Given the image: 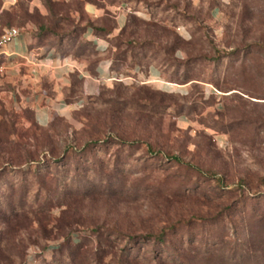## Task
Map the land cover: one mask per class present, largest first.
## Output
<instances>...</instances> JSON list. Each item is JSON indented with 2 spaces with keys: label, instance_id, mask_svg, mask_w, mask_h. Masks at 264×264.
Instances as JSON below:
<instances>
[{
  "label": "rangeland",
  "instance_id": "374dc122",
  "mask_svg": "<svg viewBox=\"0 0 264 264\" xmlns=\"http://www.w3.org/2000/svg\"><path fill=\"white\" fill-rule=\"evenodd\" d=\"M53 1L60 20L46 0H35L43 10L21 0L8 26L31 30L36 45L87 68L119 51L127 50V60L115 69L119 79H97L91 96L81 97L74 79L69 96L77 108L38 131L39 156L51 168L43 171L48 191L39 190L34 173L0 176L3 208L11 183L17 205L27 189V209L46 208L18 234L0 222L17 245L10 252L23 249L15 264H71L68 249L52 248L68 240L84 244L86 264H172L174 257L190 264L216 246L215 236L248 238L240 223L245 208L256 214L262 238L251 264H264V0H97L105 27L113 17L129 21L98 55L80 33L89 14L73 10L82 0ZM114 36L125 43L116 47ZM0 102L21 117L20 130L31 126L34 116L24 112L31 108L1 88ZM119 136L135 143L121 144ZM95 139L102 142L87 146ZM220 177L233 190L223 189ZM163 231L164 242L144 239ZM100 248L109 251L103 258Z\"/></svg>",
  "mask_w": 264,
  "mask_h": 264
},
{
  "label": "trees",
  "instance_id": "16d2710c",
  "mask_svg": "<svg viewBox=\"0 0 264 264\" xmlns=\"http://www.w3.org/2000/svg\"><path fill=\"white\" fill-rule=\"evenodd\" d=\"M46 7L49 12V14L56 20H60L59 18V13L61 10V7L57 5L53 0H46ZM91 3V4H98L97 0H82L78 1L77 6L73 9L76 12H79L83 14V17H85L84 14L88 13L86 4ZM19 3H17L18 5ZM16 5V6H17ZM14 10V8L12 9ZM11 11H7L5 13V19L6 21L4 22V17L1 18V26H8L12 23V15ZM89 14V13H88ZM103 18V17H101ZM101 18H98L96 20H93L90 15L89 19L82 25L80 28V33L83 38H87V34L89 32H92L97 36V38H102L107 41H109L110 36L112 35L113 31L117 28V21L115 17H113V26L112 27H105L102 25L100 22L102 21ZM84 21V18H82ZM129 27V21L128 18L126 20L125 25L122 27L121 35H124ZM42 30L45 29V26L42 25L40 27ZM115 40H119V42L115 44L116 47L122 46L124 44V41H120V38L113 37ZM129 45L132 46L134 41H127ZM85 46H92L94 48L93 53L98 55L105 53L108 51L109 46H102L98 43V40H89L88 38L86 39ZM40 46V45H39ZM66 55V54H65ZM81 55H85V52L82 50L80 53H77L76 56L79 57ZM108 59H111V75H115L116 67L127 60V50L124 51H119V53L116 54V56H109ZM107 58L103 57H98L97 59L91 61L89 67L87 68L89 72H91L93 75H96L97 73V68L99 64L103 60H108ZM76 80H81L77 77H75ZM114 81V80H113ZM76 85V82L74 80L73 87ZM82 85V84H81ZM25 113H32L33 118L31 120V126L29 128H24L19 129L17 127V123L20 121L19 115L15 114L14 112H11V110H8L5 105L0 102V176L7 173H21L23 175H30V173H34L37 182L39 183L38 186H40L39 190L47 189L48 191V179L47 175L43 174V171L50 168V163H47L45 158H40V152L39 148L41 149V140L40 136L38 135L39 130H46L44 126L40 125L36 118H35V113L32 109H26L24 111ZM29 119V118H27ZM53 125L51 124L50 127ZM111 135V134H110ZM109 139V138H108ZM31 140H33L35 143H31ZM119 142L121 144H132L133 141H130V139H126L122 136H119ZM102 141L95 139L89 141L87 143V146H91L93 144H98L101 143ZM104 143H107L108 140H104ZM135 143V142H134ZM133 143V144H134ZM33 147V148H32ZM54 151V150H53ZM52 151V152H53ZM42 152V151H41ZM46 152V151H45ZM47 154V153H46ZM174 158L177 161H181V159L177 156L174 155ZM45 168V169H43ZM48 171V170H47ZM226 179L224 177H220L217 182L222 186L223 189L226 190H233L229 189L230 185L226 184ZM229 188H225V187ZM243 187V186H242ZM28 188V187H26ZM9 191L8 193H11L9 197L13 196L15 194V189L12 185L10 184V187H8ZM28 193L27 189H24V192L21 194V199L19 200L18 205L16 204L17 201L14 199H10L7 203V207L3 208V203L0 202V222L4 223H10L11 222V231L18 234L22 230L26 229L29 227V225L32 223L33 220L35 221H40V212L43 211L45 208L44 205H37L38 207L35 208L33 205L29 209H27V203H26V195ZM3 196L7 197V193L4 192L2 194ZM39 196V195H37ZM233 205L229 204L227 206L228 210L232 209ZM35 208V209H34ZM248 209L245 208L243 211V218L241 219L240 223L246 225V229L248 231V238L245 240H236L234 243L232 240H225V237H219L217 238L215 236V242L214 245H216L214 248H211L210 250L208 249L205 251L206 255L200 256L201 253L199 252V255L195 256L193 255L190 264H216V260L220 258L221 264H229L232 261L236 262V264H251L254 259L258 257L257 251H260V245L258 241L262 242V238L260 236V233L256 230V222L257 219H255L256 214L249 213L247 211ZM221 211L218 215H222ZM223 216H225L223 214ZM32 217V218H31ZM218 219V218H217ZM216 219V220H217ZM237 222H235L236 224ZM228 227H224V229H227ZM233 228H235V225H233ZM0 231V264H15L16 258H23V249H20L19 246L17 248V252H10L11 250L9 248H16L15 242L12 241L11 244V239L10 236L6 237V233ZM166 232L163 231L161 233L157 234H149L146 236L144 239L146 240H155L159 242H164L166 241ZM16 238V237H15ZM11 244V246H9ZM108 246H111L110 244H107ZM6 247V249H5ZM55 250H60V249H68L69 250V255L71 259V264H86L87 257H88V251L84 249V244H77L75 243L72 245V240H68L65 245H60L56 247H52ZM99 252L97 253V256L100 258H103L105 254H108L109 251L106 249L100 248L98 250ZM217 251H220L221 255H218ZM101 252V253H100ZM217 252V253H216ZM216 253V254H215ZM229 253H233L232 255ZM202 257V261H201ZM20 259V260H21ZM169 260V259H166ZM181 262V263H179ZM183 258L179 257H174L172 260H169V263L172 264H182ZM202 262V263H201Z\"/></svg>",
  "mask_w": 264,
  "mask_h": 264
},
{
  "label": "crops",
  "instance_id": "0c3cea01",
  "mask_svg": "<svg viewBox=\"0 0 264 264\" xmlns=\"http://www.w3.org/2000/svg\"><path fill=\"white\" fill-rule=\"evenodd\" d=\"M19 1L21 0H0V20ZM28 1L33 8L36 6L35 0ZM94 7L91 3L86 7L90 17L93 20L103 17L104 13H98ZM38 8L43 10L40 6ZM115 19L116 30H120L127 17ZM87 38L108 46L107 40L98 39L92 32L87 34ZM35 40L36 36L31 30L21 28L20 36L6 45L4 50L9 55L3 61L6 71L0 73V88L2 93L10 95L23 108H31L37 122L47 126L55 114L68 116L77 108V101L69 96L75 77L81 80V97L91 96L99 89L97 79L111 75V61L103 60L96 75H92L85 65L72 57L59 55L53 48L36 45Z\"/></svg>",
  "mask_w": 264,
  "mask_h": 264
},
{
  "label": "built area",
  "instance_id": "2783aa9c",
  "mask_svg": "<svg viewBox=\"0 0 264 264\" xmlns=\"http://www.w3.org/2000/svg\"><path fill=\"white\" fill-rule=\"evenodd\" d=\"M1 33H0V73H4L6 71V65L4 64V59L7 54L4 48L9 43H12L17 37L21 34V28L17 26H1ZM106 47V46H105ZM83 76H86L85 73H81ZM119 79L116 75H110L108 77L101 78L102 81H113Z\"/></svg>",
  "mask_w": 264,
  "mask_h": 264
}]
</instances>
